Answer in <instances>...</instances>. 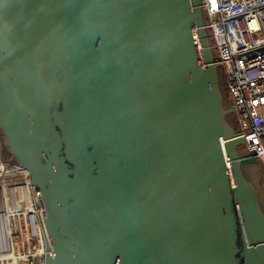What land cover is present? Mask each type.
I'll return each mask as SVG.
<instances>
[{"label": "water", "instance_id": "1", "mask_svg": "<svg viewBox=\"0 0 264 264\" xmlns=\"http://www.w3.org/2000/svg\"><path fill=\"white\" fill-rule=\"evenodd\" d=\"M209 30L203 0H0V130L46 264H264V163Z\"/></svg>", "mask_w": 264, "mask_h": 264}, {"label": "built area", "instance_id": "2", "mask_svg": "<svg viewBox=\"0 0 264 264\" xmlns=\"http://www.w3.org/2000/svg\"><path fill=\"white\" fill-rule=\"evenodd\" d=\"M203 6L238 134L264 163V0H203ZM4 144L0 134V264H46L52 251L35 187L27 167L3 157Z\"/></svg>", "mask_w": 264, "mask_h": 264}, {"label": "trees", "instance_id": "3", "mask_svg": "<svg viewBox=\"0 0 264 264\" xmlns=\"http://www.w3.org/2000/svg\"><path fill=\"white\" fill-rule=\"evenodd\" d=\"M0 134L3 136L2 134V131L0 130ZM3 157L6 158V159H10V160H14L15 159L11 156L10 152H9V149L7 148L6 144H4L3 146Z\"/></svg>", "mask_w": 264, "mask_h": 264}, {"label": "rangeland", "instance_id": "4", "mask_svg": "<svg viewBox=\"0 0 264 264\" xmlns=\"http://www.w3.org/2000/svg\"><path fill=\"white\" fill-rule=\"evenodd\" d=\"M259 179H260L259 184H260V187L262 188L261 193L263 196L264 195V167H263V176L260 175Z\"/></svg>", "mask_w": 264, "mask_h": 264}]
</instances>
